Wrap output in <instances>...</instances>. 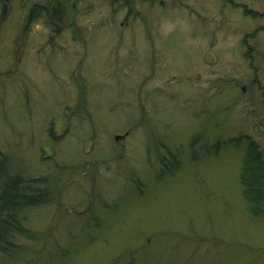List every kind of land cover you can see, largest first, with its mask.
Instances as JSON below:
<instances>
[{"label": "rangeland", "instance_id": "374dc122", "mask_svg": "<svg viewBox=\"0 0 264 264\" xmlns=\"http://www.w3.org/2000/svg\"><path fill=\"white\" fill-rule=\"evenodd\" d=\"M113 1L77 0L76 12L62 22L81 38L70 47L75 69L89 74V82L111 86L96 107L89 103L97 98L92 91L79 95L68 84L61 58L62 67L56 62L50 69L41 55L58 49L57 42L65 45L70 33L67 39L65 29L52 34L44 17L27 22L15 2L0 21V115L6 109L10 120H0V150H15L34 171L54 160L66 168L56 174L65 182L61 205L40 209L33 223L39 231L55 228L61 254L55 257L48 248L52 263L47 253L40 260L38 245L23 254L24 262L0 257V264H264V217L249 212L239 183L245 143L230 140L243 130L250 117L245 103L255 95L241 89L250 76L241 42L248 26L235 24L229 14L201 13L205 0H135L128 18L122 8L128 1ZM257 36L264 45V32ZM24 55H32L30 61ZM117 75L136 87L121 85ZM78 99L102 130L81 121L86 107L73 113ZM51 127L53 143L46 138ZM196 137L211 144V155L196 153L193 162L189 144ZM161 141L167 150H158ZM216 142L228 146L222 144L214 157ZM170 152L180 166L174 177L157 179ZM22 157L11 160L21 165ZM83 172L90 183L78 180ZM98 206L99 229L83 231L79 222L85 224ZM122 254L124 260H116Z\"/></svg>", "mask_w": 264, "mask_h": 264}, {"label": "trees", "instance_id": "16d2710c", "mask_svg": "<svg viewBox=\"0 0 264 264\" xmlns=\"http://www.w3.org/2000/svg\"><path fill=\"white\" fill-rule=\"evenodd\" d=\"M108 1H110L111 4L116 3L113 0H108ZM124 1H128L126 4L122 5V8L126 9V16L128 18L129 16H131L130 12H132V5H133V1L135 0H124ZM12 2L17 3L18 6L16 7H20L22 9V15L25 17V20L27 22L28 20L33 21L34 19L37 18V16L42 15L44 16V19L49 22L48 29L51 31L52 34L55 35V32L59 34L63 29H65L63 30L62 37L64 39L65 38L67 39L70 33L71 38H69V40L66 41L65 45L57 42L58 49L52 48L50 52L43 53L41 55L44 54L46 55L44 57V61L47 62V67L50 69L54 67V63L56 62H59L61 67H62V63L66 64V67L68 68L67 71L64 73L67 76L66 80H68V84L74 85L75 88H77V92L79 95H81L82 93H88L92 91L93 95L97 96V98L93 97L94 101L91 98L89 103L90 102L95 103L94 107L98 106L100 103H101L100 105L104 104L105 101L107 100V97L110 96L109 95L110 91L108 90L109 88H111V86L107 85V83L101 82V80L97 82H95V80H92L94 81L93 83L92 81L89 82L88 81L90 80L88 79L89 74L86 73L83 74L82 73L83 71L81 69L79 70L75 69V60H74V56L70 52V47L72 49L75 45L81 44L80 42L81 38L79 40L78 39L79 36L75 34L73 30L69 28H63L62 22H65V20L66 21L69 20L66 19L67 14L76 12L75 9L78 4L77 0H34L32 2L30 0H0V21L5 18L6 16L5 14H7L6 10L11 6L14 7V4L12 5ZM69 2H71L70 3L71 6L69 7L70 12L67 13L68 9H66L65 7L66 4H68ZM24 4L26 5L24 6ZM29 12H31V15L29 14ZM57 25L59 28H57ZM109 25L110 24H108V26ZM108 26H106V28L104 27V29L105 30L108 29ZM84 28L85 27L81 29ZM77 29L78 28L76 27L74 31H76ZM112 35L118 38L115 40L117 43L121 42L120 35L117 33V31L115 33L113 32ZM47 40L48 39H45L44 42H46ZM83 41H85V38H83ZM51 43L52 42H50V45ZM24 56H25L24 59H26L27 61H30L29 57H32V55L28 56V58L26 55ZM147 56H150L149 51H147ZM60 58L62 63L58 60ZM124 74L126 75L127 78V73L125 72ZM55 78H59L62 81V78H60L58 75H56ZM108 79L109 77H107L105 80ZM123 80H124L123 77L117 75V82H121V85H125L126 87L131 89L136 87L133 82L125 84L124 82H122ZM127 80L129 81L128 78ZM56 83L58 85H61L57 81ZM94 84H97L99 88H96L94 90ZM26 87L28 88L29 86ZM61 88L64 90V87ZM59 89L60 88L58 87L56 88L58 92V97L55 98L56 101L54 102V104L58 102L57 108H59V102H61ZM21 90L25 92V94L29 97L28 95L29 93L27 92L29 89L26 90L24 86H21ZM31 90L33 91V87L31 88ZM35 101H37L36 97L32 103L35 104ZM29 103H30V99L28 100V102L26 101L25 104L26 107H24V111L25 108L29 110L28 107ZM68 107L69 106H67V108ZM85 107L87 108L85 101L83 99L82 101L78 99V101L73 106V113L75 114L76 111H79L80 109L83 110L85 109ZM45 108L46 107L42 109V107L39 106V111L42 110V113H44ZM89 108L90 106L86 109L87 110L86 118L84 117L85 119L81 121H84V124L89 123L88 125H91L96 131L97 130L96 128H99L100 126L95 123L94 119L92 120L93 116L92 113H90L91 111L89 110ZM31 109L32 112H34V108ZM114 110L118 111L116 107L114 108ZM6 111L7 110L5 109L2 112V114L0 115V120L4 122L6 125H10V120L5 119L7 115ZM26 116L27 115H25V117ZM54 117L55 114L52 115V118ZM79 120L80 119H77L76 116L74 119H72V121L75 122H78ZM53 125H55V122L52 123V127H54ZM97 125L99 127H96ZM52 127H51V131L49 132V135L46 136V138L48 137V139H51L50 140L51 143L55 142V133L52 131ZM99 130L102 129L99 128ZM238 142L239 141L236 142L234 141V145H237ZM209 144L210 143L208 141H204L203 138L202 139L198 137L194 138L189 144V152L191 154V160L193 162H197L195 159L196 153H200L202 155L204 154L205 157L210 156L211 144L210 147L205 146ZM222 144L228 146V144L231 145V141H229L228 144L226 143L219 144L218 142H216L213 147L215 151L213 155L214 157L216 155L218 156L219 154L218 152ZM158 150L159 151L167 150L162 141L160 142V144H158ZM12 155H16L17 157L20 158L22 157V155H20L15 150H8L6 152H2L0 150V257L7 260L8 262H13V263H19L22 261L24 262L23 254L25 255L29 254V252L36 249V246L38 245L41 248L36 250L37 253L36 252L35 253L36 255L39 256L40 260L43 257V254L47 253L44 251H46L48 248L55 249V257H56L58 253L62 252L61 251L62 245L60 247L58 245L57 242L58 238L56 237L55 234V228H52L51 230L48 229L47 231H39L38 229H36L33 223H34V216L36 215L37 212H39L40 209L47 208L50 206L55 207V204L57 206L61 205L58 199H60L59 194L62 193V188H64L65 182H63L62 178L61 180L57 179L56 174L64 173V170L66 168L60 165L55 166V160H54L53 163L49 164L47 167H40L38 169L40 172H38L31 170L33 168L28 167V165L26 164L27 161L23 159V157H22L21 165L14 164L11 160ZM177 156L178 155H173L170 152L169 153L170 161L167 163L161 162L162 166L160 168L162 170L158 174L157 179L164 180L165 176H169V178L174 177L172 172H174L180 166V160L178 159ZM162 159L165 158L163 157ZM88 163L91 164V162ZM83 166H85L84 163L83 165H81V168H83ZM71 167L76 168L75 165L70 166V168ZM45 168L49 170V172L41 171ZM85 174L86 172H83L80 176L81 178H79L78 180H86L88 183H90L85 177L82 178ZM119 178L125 179L123 178V176L122 177L120 176ZM124 183L125 185H127L126 181H124ZM130 183L134 184V186L137 185L136 187L138 188H141L138 180H132V182ZM239 183L242 188L241 194L243 200L249 206L248 207L249 212L257 218L259 217L263 218L264 217V159L258 157L256 151H253L251 148H249L247 153H245V156L241 158V165L239 170ZM131 188H132L131 190H133V187ZM124 190L126 191V188H124ZM67 193H69V191ZM89 195L91 196V193L87 191V194L84 196L87 199L89 198ZM64 198H67V195ZM99 209H101L100 206H98L97 209L95 210L93 217L91 214L90 215L91 218H89L88 221H85V224L84 223L82 224L81 222H79V220H77L83 231L86 232L90 228H93L94 230L99 229V225L102 222L101 220L102 217L98 213ZM57 246L58 248H56ZM40 250H42L43 253ZM50 254L52 253H47L48 261L52 263L54 257ZM125 255L126 254H122L120 256V259L117 258L116 260L119 261L124 260L122 258H124ZM1 258L0 260H2ZM131 262H134V260L132 259Z\"/></svg>", "mask_w": 264, "mask_h": 264}, {"label": "flooded vegetation", "instance_id": "af4514ba", "mask_svg": "<svg viewBox=\"0 0 264 264\" xmlns=\"http://www.w3.org/2000/svg\"><path fill=\"white\" fill-rule=\"evenodd\" d=\"M200 10L201 13L229 14L235 24L248 26L241 42L244 58L250 65V76L243 79L245 85L241 89L246 94L255 95L245 103L250 106L247 112L250 117L242 122L243 130L230 140L245 143L241 158L251 148L258 157L264 159V45L261 38H257V34L264 32V0H205ZM42 17L39 15L34 20H42Z\"/></svg>", "mask_w": 264, "mask_h": 264}, {"label": "water", "instance_id": "95a60500", "mask_svg": "<svg viewBox=\"0 0 264 264\" xmlns=\"http://www.w3.org/2000/svg\"><path fill=\"white\" fill-rule=\"evenodd\" d=\"M147 1V0H146ZM119 138V137H118Z\"/></svg>", "mask_w": 264, "mask_h": 264}]
</instances>
